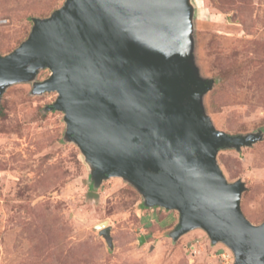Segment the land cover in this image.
Wrapping results in <instances>:
<instances>
[{"label": "rangeland", "instance_id": "374dc122", "mask_svg": "<svg viewBox=\"0 0 264 264\" xmlns=\"http://www.w3.org/2000/svg\"><path fill=\"white\" fill-rule=\"evenodd\" d=\"M65 0H0V55L30 33L32 18ZM191 56L212 80L202 107L217 129L259 133L240 148L221 147L216 161L228 182L241 180L244 216L264 221V0H189ZM33 81L0 94V264H234L223 242L195 227L174 239L175 209L147 206L122 176L95 185L80 147L66 136L56 91L33 93ZM91 192V193H90ZM107 222L112 246L96 224ZM143 241L140 242V238Z\"/></svg>", "mask_w": 264, "mask_h": 264}, {"label": "water", "instance_id": "95a60500", "mask_svg": "<svg viewBox=\"0 0 264 264\" xmlns=\"http://www.w3.org/2000/svg\"><path fill=\"white\" fill-rule=\"evenodd\" d=\"M191 17L189 0H65L0 55V94L48 68L32 92L58 93L52 107L64 113L95 185L122 176L145 205L178 211L174 239L201 227L231 249L234 264H264V221L244 216L243 182H228L216 161L221 147L261 135L228 134L205 115L212 80L193 65ZM106 224L96 228L112 246Z\"/></svg>", "mask_w": 264, "mask_h": 264}]
</instances>
